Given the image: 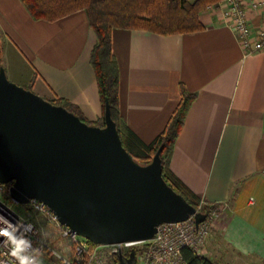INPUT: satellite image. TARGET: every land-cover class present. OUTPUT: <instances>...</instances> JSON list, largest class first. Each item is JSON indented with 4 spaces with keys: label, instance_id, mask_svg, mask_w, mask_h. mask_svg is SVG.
<instances>
[{
    "label": "crops",
    "instance_id": "crops-1",
    "mask_svg": "<svg viewBox=\"0 0 264 264\" xmlns=\"http://www.w3.org/2000/svg\"><path fill=\"white\" fill-rule=\"evenodd\" d=\"M200 21L202 30L169 35L113 29L121 118L149 144L181 101V86L196 94L170 168L200 201L223 206L207 256L264 264V51L246 54L207 9ZM0 31L12 81L68 100L90 121L103 117L91 62L97 34L86 10L49 21L33 18L23 0H0Z\"/></svg>",
    "mask_w": 264,
    "mask_h": 264
},
{
    "label": "water",
    "instance_id": "water-1",
    "mask_svg": "<svg viewBox=\"0 0 264 264\" xmlns=\"http://www.w3.org/2000/svg\"><path fill=\"white\" fill-rule=\"evenodd\" d=\"M162 147L149 164L124 147L110 103L104 125L83 121L63 105L9 79L0 66V183L20 204L37 199L75 233L100 245L153 239L164 222L198 211L163 177ZM138 264L136 249L117 253Z\"/></svg>",
    "mask_w": 264,
    "mask_h": 264
},
{
    "label": "trees",
    "instance_id": "trees-1",
    "mask_svg": "<svg viewBox=\"0 0 264 264\" xmlns=\"http://www.w3.org/2000/svg\"><path fill=\"white\" fill-rule=\"evenodd\" d=\"M222 0H23L33 18L57 20L78 10L88 13L90 25L97 34V42L91 53V62L95 69L104 115L98 121L88 120L80 108L63 98L48 99L63 105L77 114L83 121L104 125L105 105L108 101L112 118L117 124L124 147L141 164H149L157 150L162 147L163 177L178 193L191 204L198 207L200 199L176 177L170 168V159L175 141L184 125L186 115L196 98L195 93L181 86L182 98L170 118L166 128L151 143L141 141L128 128L119 109V70L112 49V31L114 28L145 29L159 34L193 32L204 29L200 14L209 5ZM0 66H3V48L0 31ZM209 205L202 209L208 211ZM182 257L186 264H218L206 255L195 251L191 246L182 248ZM109 264H120L116 255H112Z\"/></svg>",
    "mask_w": 264,
    "mask_h": 264
},
{
    "label": "built area",
    "instance_id": "built-area-1",
    "mask_svg": "<svg viewBox=\"0 0 264 264\" xmlns=\"http://www.w3.org/2000/svg\"><path fill=\"white\" fill-rule=\"evenodd\" d=\"M207 10L216 15L220 22L228 25L238 37L246 54L264 51V0H222L209 5ZM259 18L260 22L256 23ZM12 183H0V214L13 223L31 225V231L25 232L32 248L39 249L41 264H108V258L119 251L128 255L131 248L143 243L137 250L138 264H186L182 257V248L191 246L201 254L208 243L215 219L223 206L200 201L198 211L209 205L207 217L198 226L194 215L181 222H164L158 226L153 239L123 242L112 245L95 244L62 224L57 215L42 201L31 199L20 204L11 197ZM46 221L47 225L60 233V246L52 243L42 232V225L37 220ZM4 225L0 223V227ZM19 239V232L9 229ZM21 232L25 230L20 229ZM5 237H0V264H18L10 257L9 249L3 247ZM14 246V245H13ZM202 249V250H201ZM29 258L36 254L25 246L21 253Z\"/></svg>",
    "mask_w": 264,
    "mask_h": 264
},
{
    "label": "clouds",
    "instance_id": "clouds-1",
    "mask_svg": "<svg viewBox=\"0 0 264 264\" xmlns=\"http://www.w3.org/2000/svg\"><path fill=\"white\" fill-rule=\"evenodd\" d=\"M0 223L4 226L0 227V237H5L6 240L3 243V247L9 249L10 257L14 258V262L18 264H41L39 259L40 251L39 249L32 248L31 241L26 238L25 232L31 231L32 226L20 225L19 223H13L7 219L3 214H0ZM23 228L25 231L21 232L20 229ZM9 229H13L16 233L19 232V239H17ZM14 245V246H13ZM25 246L32 249L36 254L34 257L29 258L28 256H23L21 253L24 251Z\"/></svg>",
    "mask_w": 264,
    "mask_h": 264
},
{
    "label": "rangeland",
    "instance_id": "rangeland-1",
    "mask_svg": "<svg viewBox=\"0 0 264 264\" xmlns=\"http://www.w3.org/2000/svg\"><path fill=\"white\" fill-rule=\"evenodd\" d=\"M10 79V78H9ZM11 80V79H10ZM200 203L198 204V207H199ZM202 207H204L202 205ZM197 208V207H196ZM221 213V212H220ZM220 216V215H219ZM219 216L215 219L214 221V227L212 228V232L211 234L209 235V238H208V243H207V246L205 247V250L203 249V251H201V254L202 255H208V245H209V242L210 240H213L215 238V236H217V233H218V222H219ZM38 224H41L42 225V232L44 233L45 236H47L50 240L52 239V243H54L55 245L57 246H60L62 245L63 247V244L60 243V233L58 230L54 229L52 227V225L46 223V221L40 219H36ZM143 245V243H140V244H136L134 245L132 248H135L136 249V255H137V250ZM131 248V249H132ZM202 250V249H201ZM112 256V255H111ZM111 256H109L108 258V264H109V260L111 259ZM217 257V256H216Z\"/></svg>",
    "mask_w": 264,
    "mask_h": 264
}]
</instances>
